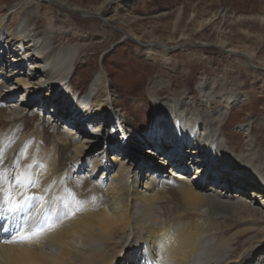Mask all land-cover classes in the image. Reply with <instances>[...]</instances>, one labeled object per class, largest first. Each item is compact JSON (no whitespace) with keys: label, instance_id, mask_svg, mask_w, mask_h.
I'll return each instance as SVG.
<instances>
[{"label":"bare ground","instance_id":"obj_1","mask_svg":"<svg viewBox=\"0 0 264 264\" xmlns=\"http://www.w3.org/2000/svg\"><path fill=\"white\" fill-rule=\"evenodd\" d=\"M56 1L64 4L62 0ZM125 2L102 0L95 9L101 13L110 5L116 10ZM40 4L39 0L33 3L36 8ZM26 8L22 6L21 10L28 14ZM3 20L0 17V29ZM34 20L37 26L36 23L40 20L36 17ZM24 23L22 16L11 19L9 25L11 27L14 24V28L1 45L6 49H0V53L5 56L0 55V71L4 72L3 76L7 81L15 79L18 84V88L9 95L0 93V128L12 127L14 121L28 115L20 113L22 105L7 104L9 97L18 89L23 88L27 92L26 96L22 94L23 98L19 100L22 102L35 101L38 94L46 89V79L36 78L42 72H49L55 63L51 59L47 63L45 61L55 50V46L48 43H55V40L61 38L70 40V36L58 34L53 28L40 36L33 29L27 34L28 25ZM127 29L128 36L140 38L129 24ZM179 39L186 40L188 37L181 35ZM192 41L186 40L182 44ZM225 42L219 38L215 45L224 49ZM17 43L18 46L14 48ZM162 45L167 46V43L163 42ZM151 46L147 48L150 54L156 50ZM224 51L228 56L239 53L249 62L253 58L252 52L233 47L225 48ZM6 56L12 58L5 60ZM62 59H58L53 67L54 71L57 70L55 74L50 76L46 73L47 81L54 89L70 82L72 67L64 62L60 63ZM29 60L35 62L24 71V64ZM104 81V72L100 70L88 91L81 97L72 99L69 107L71 111L65 116H62V112H54L49 116L55 123L47 121L52 125L51 138H55L54 144L61 150L59 154L56 151L44 152L43 147L47 140L41 143L30 142L31 139L22 132L21 127L15 133V141L13 138L9 139L12 130L7 135L0 134L4 149L3 164H0V168L5 169L4 186L10 188V195L16 200L31 197L28 203H34L33 211L37 214L33 220L45 210L51 212L47 219L52 220L35 235L25 232L29 236L28 240L11 244L0 243V264H139L146 257L154 264H264V166L259 165V157L253 155V146L248 143L244 152L236 154L233 159L226 157L222 154V146L214 131V124L218 125L223 120L221 115L212 125L211 120H203L197 111L181 109L183 102L176 99L170 100L169 106L153 100L152 126L147 132L149 136L144 137L141 132L136 131L131 118L116 112L109 92H100L101 83ZM154 87L155 90L160 89L156 85ZM43 98H47V94L44 93ZM64 98L63 95L53 97L52 101L58 108L63 104ZM222 98L220 99L225 105L231 104L229 94L224 93ZM202 102L204 103L201 100V104ZM207 102L209 109L218 101L209 96ZM102 110L110 112L117 121L114 133L125 134L128 139L124 145L127 143L128 147L134 142L138 144L137 147L152 140L166 142L173 136V141L180 144L161 153L157 165L144 159L138 160L140 163L137 165L146 166V171L138 180L131 157L121 147L115 144L111 148V155L99 150L94 156L91 154V140L82 141L76 136L78 131L69 129L67 134L72 135L65 137L57 122L61 116L67 122L74 123L76 115L88 122ZM31 116L34 114L31 113ZM42 127V122H39L37 128ZM140 138H144L143 143L139 141ZM94 142L97 144L99 139ZM30 143L34 144L32 149L29 147ZM9 144L12 146L6 149ZM65 150L69 151L63 152ZM213 160L225 162L233 169H224ZM83 163L87 165V174L78 172L72 177L70 164H74V169L79 171ZM169 163L173 166L179 164L175 165V168L179 166L176 174H166L164 167ZM188 169H194V175L184 178L183 173L188 172ZM242 170L249 171L253 177L250 179L247 175L237 173ZM208 171L211 175L206 178ZM14 177L19 178L16 184L12 182ZM210 179L212 180L209 181ZM208 181L213 184L209 185ZM125 187L129 192L127 197L124 194ZM233 188L239 192L233 193ZM90 191L96 193L98 203L95 202L97 197L91 196ZM246 191H250L255 200L238 194ZM165 192L174 199H180L183 209L196 210L199 215L221 217L220 223L211 222L207 225L198 221L190 222L187 228H181L180 224L174 225L172 220L160 216L158 210L160 198ZM256 201L260 205H256ZM138 206L141 212L137 214L135 209ZM232 227L238 228L228 234ZM208 229L214 233L221 231L222 235L218 242L208 248L209 251H205L203 262L192 263L195 256L204 250L200 242L202 234ZM255 232L260 233V239L253 242V246L251 244L241 247L236 252L235 244L244 243L240 242L241 237Z\"/></svg>","mask_w":264,"mask_h":264},{"label":"rangeland","instance_id":"obj_2","mask_svg":"<svg viewBox=\"0 0 264 264\" xmlns=\"http://www.w3.org/2000/svg\"><path fill=\"white\" fill-rule=\"evenodd\" d=\"M39 1L41 4L36 8L33 3L37 0H0V17L4 19L0 29V49L3 48L1 45L4 44V39L8 38L14 28V24L11 27L9 25L11 19L20 16L24 18V24L28 25L27 34L33 29L40 36L53 28L58 34L70 36V40L61 38L55 40V43H48L53 44L55 50L45 61L47 63L52 60L55 63L49 72H42L36 78L46 79V89L38 94L35 101H19L23 98V93L27 95L23 88L9 97L7 104L22 105L20 113L28 115L14 121L12 127L0 128V134L7 135L12 130L9 139L13 138L15 141V133L21 127L22 132L31 139H28L30 142L41 143L47 140L44 152L56 151L59 154L61 150L56 148L55 138H51L53 128L49 125L50 122L55 123L49 116L54 112H62V116H65L71 111L69 107L72 99L84 95L98 71L102 70L105 81L101 83L100 92H109L116 112L131 118L136 131L141 132L144 137L149 136L147 132L152 126L154 99L164 106H169L172 99L182 100L181 109L197 111L203 120H211L212 125L221 115L223 120L218 125L214 124V131L222 146V154L233 159L236 154L244 152L250 143L253 155L260 159L258 164L264 166V0H124V5L118 6L116 10L107 5L101 13L95 8L102 0H62L63 5L56 0ZM22 6L27 7L28 14L21 10ZM35 17L40 20L36 23L37 26ZM128 24L140 38L128 36ZM181 35L188 37L187 41H193L182 44L186 40L179 39ZM219 38L226 41L224 49L233 47L252 52L251 62L239 53L228 56L223 48L215 45ZM163 42L167 46L162 45ZM16 46L18 43L14 48ZM150 46L156 49L151 54L147 51ZM0 55L5 57L4 53ZM11 58L6 56L5 60ZM60 58H63L60 63L64 62L72 67L70 82L54 89L47 81L46 73L52 76L57 72L53 67ZM34 62L26 61L23 70L27 71ZM3 73L0 71V93L9 95L18 88V84L15 79L7 81ZM155 85L160 89L155 90ZM44 93L47 94L45 99ZM224 93L231 96V104L225 105L223 102ZM62 95L65 97L63 104L57 108L52 98ZM209 96L218 102L208 109ZM201 100L204 103L201 104ZM59 118L57 122L65 137L70 134H67L69 129L78 131L76 136L80 140H91V154L94 156L99 150L111 155V148L115 144L121 147L131 157L138 180L146 171L145 165H137L140 163L138 160L144 159L157 165L161 153L180 144L173 141V136L166 142L152 140L146 145L139 144L138 147L134 142L128 147L127 143L124 145L128 138L122 132L114 133L118 123L105 110L92 116L89 123L79 119L77 115L74 123L67 122L64 117ZM39 122L43 126L40 129L37 128ZM96 139H99L97 144L94 142ZM139 141L143 143L144 138ZM11 146L9 144L6 149ZM29 147L32 149L34 144L30 143ZM215 164L224 169H233L222 161L217 160ZM175 165L179 164L173 166L169 163L164 167L168 176L179 171V166L175 168ZM74 167V164H70L72 177L78 172L87 174V165L84 163L79 171ZM181 170L185 171L183 168ZM237 173L247 175L250 179L253 177L246 170ZM193 175L194 169L183 173L184 178H191ZM210 175L211 172L208 171L206 178ZM209 181V185L213 184ZM231 190L233 193L239 192L236 188ZM128 193L125 187V197ZM238 194L255 200L250 191ZM90 195L97 197L93 192ZM90 195L88 198H91ZM95 202L98 203V197ZM256 205L260 203L256 201ZM158 210L160 216L172 220L174 225L180 224L181 228H187L190 222L198 221L208 225L211 222L220 223L221 219L215 218V215H199L196 210H185L180 199H174L166 192L160 198ZM140 212L141 208L136 207L135 213ZM237 228L232 227L228 234H232ZM221 235V231L214 233L210 229L203 233L200 243L204 250L195 256L192 263L203 262L205 251H209ZM258 239L260 233H248L241 237L240 242L244 243L235 244L234 248L238 252L241 247L253 246V242Z\"/></svg>","mask_w":264,"mask_h":264},{"label":"snow or ice","instance_id":"obj_3","mask_svg":"<svg viewBox=\"0 0 264 264\" xmlns=\"http://www.w3.org/2000/svg\"><path fill=\"white\" fill-rule=\"evenodd\" d=\"M3 142L0 141V164H3ZM5 169L0 168V215H3L5 212H17L22 210L31 199V197H25L23 200H16L14 196L10 195V188L5 187L3 180L5 178ZM19 178H13V184L18 183ZM35 235V233H33ZM19 240H28L29 236L27 234H20L17 236Z\"/></svg>","mask_w":264,"mask_h":264},{"label":"water","instance_id":"obj_4","mask_svg":"<svg viewBox=\"0 0 264 264\" xmlns=\"http://www.w3.org/2000/svg\"><path fill=\"white\" fill-rule=\"evenodd\" d=\"M158 45V44H157Z\"/></svg>","mask_w":264,"mask_h":264}]
</instances>
